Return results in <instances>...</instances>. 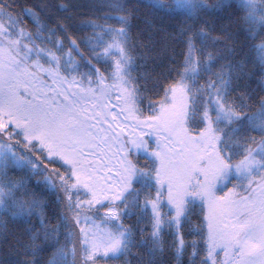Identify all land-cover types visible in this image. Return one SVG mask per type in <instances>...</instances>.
<instances>
[{
	"label": "snow or ice",
	"instance_id": "1",
	"mask_svg": "<svg viewBox=\"0 0 264 264\" xmlns=\"http://www.w3.org/2000/svg\"><path fill=\"white\" fill-rule=\"evenodd\" d=\"M0 264H264V0H0Z\"/></svg>",
	"mask_w": 264,
	"mask_h": 264
}]
</instances>
